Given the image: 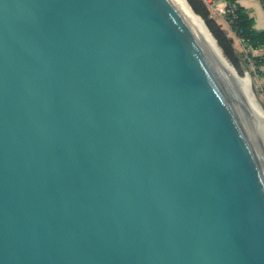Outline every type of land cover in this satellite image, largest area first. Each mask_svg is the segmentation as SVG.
Here are the masks:
<instances>
[{
  "label": "water",
  "instance_id": "water-1",
  "mask_svg": "<svg viewBox=\"0 0 264 264\" xmlns=\"http://www.w3.org/2000/svg\"><path fill=\"white\" fill-rule=\"evenodd\" d=\"M257 119L176 0H0V264H264Z\"/></svg>",
  "mask_w": 264,
  "mask_h": 264
},
{
  "label": "trees",
  "instance_id": "trees-1",
  "mask_svg": "<svg viewBox=\"0 0 264 264\" xmlns=\"http://www.w3.org/2000/svg\"><path fill=\"white\" fill-rule=\"evenodd\" d=\"M232 1L235 2L234 0ZM260 1L264 7V0ZM189 3L191 7H193V9L205 19V23L209 27V30H211L213 36L217 39L224 55L228 58L231 64L235 65L239 73L242 74L243 69L241 63L244 62L246 64L247 62H250V60H248L245 55L241 56L234 46L231 37L228 35L222 24L217 20L216 16L210 14V10L203 0H189ZM227 18L230 22L231 28L245 38L244 44L246 46H252L254 48L264 46V28H256L254 26L253 17L250 16L249 11L245 6L236 2L235 14L231 13ZM250 56L255 65H260L263 62L260 55Z\"/></svg>",
  "mask_w": 264,
  "mask_h": 264
},
{
  "label": "bare ground",
  "instance_id": "bare-ground-1",
  "mask_svg": "<svg viewBox=\"0 0 264 264\" xmlns=\"http://www.w3.org/2000/svg\"><path fill=\"white\" fill-rule=\"evenodd\" d=\"M186 15L189 17L191 22L193 23L196 30L208 41L212 49L216 52L221 62L226 66V68L231 72V74L236 78L239 83L240 88L246 93L250 101L254 104L256 109V115L259 119L253 122L255 126L260 125V130L257 132L261 135L262 144L264 147V105L260 101L256 90L253 87V82L249 78L241 77L238 72L234 69L230 61L223 55L215 37L210 32L209 28L207 27L205 21L201 18L200 15L195 13L188 3L187 0H176ZM250 75V74H249ZM251 76V75H250Z\"/></svg>",
  "mask_w": 264,
  "mask_h": 264
},
{
  "label": "crops",
  "instance_id": "crops-1",
  "mask_svg": "<svg viewBox=\"0 0 264 264\" xmlns=\"http://www.w3.org/2000/svg\"><path fill=\"white\" fill-rule=\"evenodd\" d=\"M235 3H239L243 6H245L250 16L253 17L254 26L256 28H264V7L262 5V2L260 0H234ZM217 20L222 24L228 35L231 37V40L234 43V46L239 51L241 56H246L249 60L252 61L250 55H256L257 51L253 49H248L247 51L244 49L242 42L239 40L236 32L231 28L230 24L226 22V20L223 17L216 16Z\"/></svg>",
  "mask_w": 264,
  "mask_h": 264
},
{
  "label": "built area",
  "instance_id": "built-area-1",
  "mask_svg": "<svg viewBox=\"0 0 264 264\" xmlns=\"http://www.w3.org/2000/svg\"><path fill=\"white\" fill-rule=\"evenodd\" d=\"M203 1L208 6V8L210 10V14L212 16L223 17L226 20V22H228L230 24L227 17L231 13L235 14V11H236V3L235 2H233L232 0H203ZM235 32H236L239 40L242 42V45L246 51L248 49L256 50L257 51L256 55H260L261 58L263 59V62L260 65H255L253 70H254L255 74L259 77L261 89L264 90V46L263 47H257V48H254L252 46H246L244 44L245 38L242 35H240L236 30H235Z\"/></svg>",
  "mask_w": 264,
  "mask_h": 264
},
{
  "label": "rangeland",
  "instance_id": "rangeland-1",
  "mask_svg": "<svg viewBox=\"0 0 264 264\" xmlns=\"http://www.w3.org/2000/svg\"><path fill=\"white\" fill-rule=\"evenodd\" d=\"M189 3V0H187ZM190 4V3H189ZM249 60V59H248ZM251 62V63H250ZM250 62H247L246 64L243 62L241 63V67L243 69L242 74L243 78H249L251 82H253L254 88L256 90V93L258 94L260 101L264 104V90L261 89L259 77L254 72V66L253 61L250 60ZM235 66V65H234ZM236 68V67H235ZM237 69V68H236ZM238 71V70H237ZM239 72V71H238ZM251 76H250V75Z\"/></svg>",
  "mask_w": 264,
  "mask_h": 264
}]
</instances>
